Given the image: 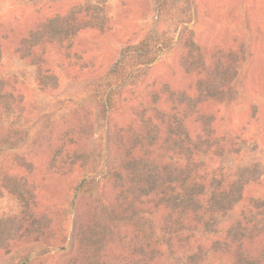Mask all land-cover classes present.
I'll return each mask as SVG.
<instances>
[{
  "label": "rangeland",
  "instance_id": "1",
  "mask_svg": "<svg viewBox=\"0 0 264 264\" xmlns=\"http://www.w3.org/2000/svg\"><path fill=\"white\" fill-rule=\"evenodd\" d=\"M0 264H264V0H0Z\"/></svg>",
  "mask_w": 264,
  "mask_h": 264
}]
</instances>
